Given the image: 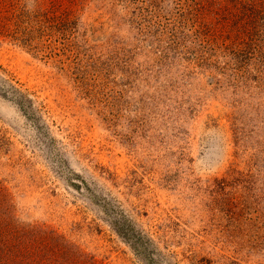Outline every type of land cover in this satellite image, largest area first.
<instances>
[{
    "label": "rangeland",
    "instance_id": "obj_1",
    "mask_svg": "<svg viewBox=\"0 0 264 264\" xmlns=\"http://www.w3.org/2000/svg\"><path fill=\"white\" fill-rule=\"evenodd\" d=\"M0 264H264V0H0Z\"/></svg>",
    "mask_w": 264,
    "mask_h": 264
}]
</instances>
